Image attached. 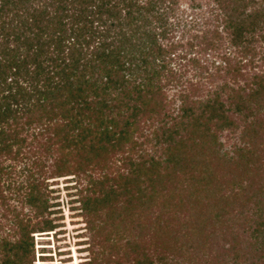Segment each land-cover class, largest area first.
Instances as JSON below:
<instances>
[{
	"label": "trees",
	"instance_id": "trees-1",
	"mask_svg": "<svg viewBox=\"0 0 264 264\" xmlns=\"http://www.w3.org/2000/svg\"><path fill=\"white\" fill-rule=\"evenodd\" d=\"M179 1L0 0V199L28 160L6 190L33 212L14 210L0 264H31L32 235L55 228L44 157L52 177L101 172L82 203L108 264H264V73L203 95L171 66L180 51L194 78L224 71L239 84L264 39V0H212L222 31L185 45L173 40ZM197 44L237 57L221 55L212 73L188 58ZM238 129L244 146L222 154L219 134Z\"/></svg>",
	"mask_w": 264,
	"mask_h": 264
},
{
	"label": "rangeland",
	"instance_id": "rangeland-1",
	"mask_svg": "<svg viewBox=\"0 0 264 264\" xmlns=\"http://www.w3.org/2000/svg\"><path fill=\"white\" fill-rule=\"evenodd\" d=\"M214 6L215 4L212 0H180L177 18L180 20L181 24L173 33V40L185 45L191 40L193 35L202 36L204 32L208 30L212 31L215 26H218V32H221L222 25L220 20L214 21V16L217 13L215 12ZM262 34L264 36V31ZM222 36H224L223 32ZM224 46L225 47L220 51L210 50L206 54H202L200 52L202 46H198L197 44L192 53L189 52L187 56L188 58L194 57L195 59H199L202 65L208 66L209 70L214 73L213 66L216 67L217 64L224 66L220 59L221 55L227 54L230 57H237L233 49L228 48L227 45ZM187 48L186 46L185 49ZM254 49L256 55L252 58L251 64L244 68L243 74L245 77L239 81V84H233L234 82L232 79L224 75V71H221L220 77L216 78L214 81L208 78H194L193 75L196 74L197 71L188 66L186 60L181 61L177 57L180 51L175 55L171 66L175 70H180L183 73L182 82L190 80L195 83L199 81L203 95H205L207 90L215 89L217 86L221 85L224 80H227L229 85H232L234 88L238 86L244 87L246 78L249 79V77L255 74H263L264 39L258 38V41L254 43ZM180 88L182 87L173 86L167 87L165 90L168 100L173 102L171 104L173 109L179 106V101H177L176 98ZM219 141L222 145L221 153H228V156L234 154L235 148L244 146V143L241 141V132L239 129L236 131H222L219 134ZM146 148L148 152H151L150 146H146ZM42 161L45 162L47 166L46 169L48 170L44 177L40 179V181H43V188L49 205L45 216L52 222L55 228L49 232L34 233L32 235L33 253L30 256L32 260L31 264H108L106 263L104 255L100 252V247L96 245L98 240L96 239V231L90 229L92 224L88 222V217L86 216L82 203L84 198L88 195H92L90 180H96L101 176V172L99 170L95 173L91 171L82 173L79 171L78 174L67 173L68 175L65 176L56 177L54 175L52 177L49 176L48 169L50 168L49 165L52 160L44 157ZM22 162L13 164L16 167V172H13L10 179L4 178L1 181V196L5 198V203H2L0 199V239L5 237L10 241L16 239V236L13 235V231H10V221L12 220L14 210L27 216H32L33 214L28 206L22 204L20 200L23 195L22 192H20V197L17 198L16 192L6 190V184L11 182L12 186H14L16 183H21L23 180L24 177L21 178L17 172L24 168V164L25 166L30 164V161L25 160ZM7 164H11V162H6V165ZM260 164H264V161ZM110 169L111 170H108L110 173L109 176L113 177L114 175L124 173L125 165L123 162L119 161L118 163H113ZM93 223L98 227L100 222L98 219H94ZM100 232V234H103V231ZM247 237L249 238L248 234L244 232V238ZM100 239L99 237V240ZM223 245L225 246V243ZM110 264L118 263L115 258H112Z\"/></svg>",
	"mask_w": 264,
	"mask_h": 264
}]
</instances>
